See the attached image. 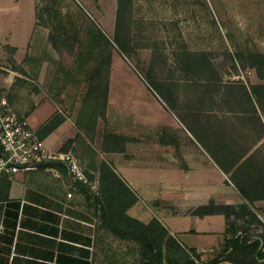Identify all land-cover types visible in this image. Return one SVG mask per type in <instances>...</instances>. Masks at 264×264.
I'll list each match as a JSON object with an SVG mask.
<instances>
[{"label":"rangeland","instance_id":"rangeland-1","mask_svg":"<svg viewBox=\"0 0 264 264\" xmlns=\"http://www.w3.org/2000/svg\"><path fill=\"white\" fill-rule=\"evenodd\" d=\"M121 2L116 33L119 0H0L13 38L22 42L31 21L23 48L0 41V96L26 120L37 103L54 102L80 132L69 145L79 164L92 165L104 136L150 144L165 106L241 111L253 96L264 110V61L250 57L264 58V0ZM112 191L95 209L120 228Z\"/></svg>","mask_w":264,"mask_h":264},{"label":"crops","instance_id":"crops-1","mask_svg":"<svg viewBox=\"0 0 264 264\" xmlns=\"http://www.w3.org/2000/svg\"><path fill=\"white\" fill-rule=\"evenodd\" d=\"M27 25L20 42L8 23H0V41L18 51L31 35L29 19ZM255 103L252 96L241 111L165 106L154 117L150 144L123 135L128 142L118 151L94 149L92 165L80 164L85 182L52 160L0 176V264H156L137 239L111 230L109 213L95 209V200L104 202L112 188L119 229L136 231L131 219L144 225L156 220L184 249L196 250L197 264H235V255L230 261L220 257L228 225L245 224L253 236L260 229L256 212H264V110L255 111ZM59 112L43 100L26 118L30 124L35 116L30 126L49 152L72 153V146L60 151L80 134L70 118L60 116L58 125L44 131ZM236 183L249 185L251 202ZM262 243L256 264H264Z\"/></svg>","mask_w":264,"mask_h":264},{"label":"trees","instance_id":"trees-1","mask_svg":"<svg viewBox=\"0 0 264 264\" xmlns=\"http://www.w3.org/2000/svg\"><path fill=\"white\" fill-rule=\"evenodd\" d=\"M121 3V0H119L116 15V33L121 20ZM117 37V34H115L114 42L120 47V49H122V45ZM250 57L255 60L264 61V58L261 55L251 54ZM260 78L264 79V75L260 74ZM253 88L254 90L252 89V94H262V86H256ZM61 120L62 118L60 116H55L52 120H50L48 125L44 127V131L46 133L50 132L61 122ZM107 139H109L111 143ZM126 141L127 138L112 134L106 137L104 136L102 147L104 151H118L123 148ZM73 142L74 139L68 140L60 151H66L69 145ZM49 162L51 161H43L40 166L46 165L47 163L50 165L51 163ZM110 173L113 174L111 170ZM236 187L239 192L246 197L249 202H251V199H248L249 185L236 183ZM222 210L225 212L228 211V208L224 207ZM129 221L130 223L137 225L138 228L136 231H134V229L132 231H123L113 225H111V230L118 235H125L127 237L137 239L141 244L143 255L152 259L156 264H163V262L165 264H197L196 261L199 260V254L196 250L184 249L173 237L167 235L165 229L156 220H152L147 225L141 224L132 219ZM239 231L245 234L242 240L236 237ZM249 231V226H246L245 224L239 226L228 225V228L226 229L227 239L224 245V251L230 249V252L225 255L224 251H222L220 257L224 260L230 261L233 260L232 257L235 255L238 258V261H235V264H256L257 261L255 257L261 258L262 254L257 251L258 241L245 244L246 240L251 237ZM216 262L217 259H214L213 261L204 264H215Z\"/></svg>","mask_w":264,"mask_h":264},{"label":"built area","instance_id":"built-area-1","mask_svg":"<svg viewBox=\"0 0 264 264\" xmlns=\"http://www.w3.org/2000/svg\"><path fill=\"white\" fill-rule=\"evenodd\" d=\"M63 163L73 179L85 182L84 170L79 161L71 154L49 152L37 133L30 127L23 116L17 115L9 106L5 96H0V176L11 177L18 172L37 169L43 161ZM260 229L248 238L245 244L254 241L264 242V212H256ZM244 233L236 235L240 240Z\"/></svg>","mask_w":264,"mask_h":264}]
</instances>
